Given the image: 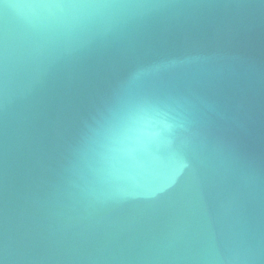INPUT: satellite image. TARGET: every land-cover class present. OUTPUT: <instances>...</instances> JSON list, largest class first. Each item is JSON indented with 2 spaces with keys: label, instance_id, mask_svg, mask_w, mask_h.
Here are the masks:
<instances>
[{
  "label": "water",
  "instance_id": "water-1",
  "mask_svg": "<svg viewBox=\"0 0 264 264\" xmlns=\"http://www.w3.org/2000/svg\"><path fill=\"white\" fill-rule=\"evenodd\" d=\"M170 3L0 100V264H237V250L239 264H264V0ZM138 71L159 97L192 99L187 131L123 161L133 199L73 221L59 243L25 235L22 212L58 226L83 133ZM187 242L219 259L172 260Z\"/></svg>",
  "mask_w": 264,
  "mask_h": 264
},
{
  "label": "clouds",
  "instance_id": "clouds-1",
  "mask_svg": "<svg viewBox=\"0 0 264 264\" xmlns=\"http://www.w3.org/2000/svg\"><path fill=\"white\" fill-rule=\"evenodd\" d=\"M171 6L170 0H0V100L23 95L52 67L106 46ZM191 62L173 61L170 66ZM145 79V73L134 72L114 101L87 126L67 168L58 226L54 228L49 218H33L26 224L22 212L20 227L26 229L25 235L34 232L39 239L59 243L73 221L91 222L101 210L133 199L138 185L125 179L123 161L159 140L172 147L187 131L192 99L161 98L142 86ZM86 232L83 228L74 233L72 250L87 241ZM173 252L174 261L219 259L214 250L194 254L190 242ZM232 259L239 264V250Z\"/></svg>",
  "mask_w": 264,
  "mask_h": 264
}]
</instances>
